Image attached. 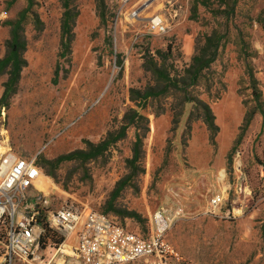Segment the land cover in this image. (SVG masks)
<instances>
[{
  "label": "rangeland",
  "instance_id": "obj_1",
  "mask_svg": "<svg viewBox=\"0 0 264 264\" xmlns=\"http://www.w3.org/2000/svg\"><path fill=\"white\" fill-rule=\"evenodd\" d=\"M64 1L33 0L19 30L25 64L3 102L10 67L0 72V134L13 150L38 154L41 197L50 207L68 202L108 213L145 235L161 210L171 247L167 264H264L260 112L237 143L255 106L247 62L264 96V0H153L144 7L147 0H70L74 37L71 52L61 57ZM27 6L28 0H0L1 57L13 28L8 21H17ZM156 15L167 32L148 29ZM225 33L216 60L192 83V56L206 35ZM146 63H157L179 87H166ZM149 89L159 93L144 100L140 96ZM223 99L241 102L240 116L229 118L217 107ZM206 103L218 130L206 121ZM123 130L94 158L60 159L114 140ZM230 131L235 139L227 144ZM137 133L142 153L133 160ZM206 163L213 168L209 179L201 168ZM218 194L222 199L215 204ZM5 238L0 231V256ZM53 242L45 241L44 252L53 251Z\"/></svg>",
  "mask_w": 264,
  "mask_h": 264
},
{
  "label": "built area",
  "instance_id": "obj_2",
  "mask_svg": "<svg viewBox=\"0 0 264 264\" xmlns=\"http://www.w3.org/2000/svg\"><path fill=\"white\" fill-rule=\"evenodd\" d=\"M148 29L157 34L168 30L159 15L149 19ZM37 159L38 154L26 156L6 146L0 134V231L6 235L0 264H167L171 247L161 210L145 235L85 205L65 202L50 207L37 186L44 176ZM221 199L218 194L212 202ZM48 229L63 237L50 253L43 247Z\"/></svg>",
  "mask_w": 264,
  "mask_h": 264
},
{
  "label": "trees",
  "instance_id": "obj_3",
  "mask_svg": "<svg viewBox=\"0 0 264 264\" xmlns=\"http://www.w3.org/2000/svg\"><path fill=\"white\" fill-rule=\"evenodd\" d=\"M32 3H33V0H28V6L25 7L20 12V17L17 21L15 22L8 21L11 25H13V28L11 29V36L8 39L9 40L8 50L6 51L5 55L0 58V72L5 68L10 67V78L6 84V89L1 98V102L6 100L8 95L18 84L20 76H21V71L25 64V58L23 57V54H22V51L25 48V42L21 40L19 30L25 19L26 13L29 11ZM69 3H70V0L64 1L65 12H64L63 30H62V36H61V51L59 53L61 57H66L71 52L72 41L74 37L72 20H71V15H70V10H69ZM263 27H264V23H263ZM226 35H227L226 33L222 35H215V34L206 35L203 44L199 46L196 53L192 56V62H191V66L189 69V71L193 74L192 83H196L198 79L203 75L204 70L209 68L214 63V61L216 60L218 56L220 45L224 41ZM246 45H247V42L244 40V38L241 39V46H242L243 52L246 51ZM146 66L148 70H150L152 73H155L158 77L162 78L165 81L166 87L171 86L172 83L176 87H179V82L173 81V79H171L168 74H166L163 70L159 69V67L157 66V63L156 64L146 63ZM56 73H58L57 69H56ZM246 75L251 85L250 87L252 89V97L255 102V106L250 112L247 111L244 117L243 124L240 127L241 135H240V138L237 139V143L241 139V136L250 127L252 120L254 118V115L257 112H260L261 115L263 116V124H264L263 90L260 86L261 84L260 80L256 76L252 64L249 62H247L246 64ZM158 93L159 91L149 89V90H146L140 97L146 100L151 96L157 95ZM204 108L206 110L207 123L209 124V126L214 127L216 130H218L219 126L215 122V114L213 113V110L211 106L209 105V103L204 104ZM124 134H125V131L123 130L120 134H118L115 137L114 140H111V141L103 140L97 144H90L91 146L89 149L75 150L66 156H62L63 158L61 157L60 159L62 160V159H68V158L69 159L79 158L82 160H88V159L94 158L102 154L105 150L109 148L112 142L117 141L118 139L123 137ZM142 141L143 140H142L141 135L137 133V138L134 142V147H133V160L138 159L142 153ZM234 148L235 147H233L232 151L234 150ZM228 161L230 163L231 154L228 155ZM37 162L39 165H41L39 163V159H37ZM59 162L60 160L57 161V163ZM54 167H57V165H55ZM122 189H123V184L119 185L118 188H116L113 194V198L116 197ZM52 239L54 240L53 244H58L62 240V238H58V239L56 238L55 231L52 233V229H48L46 240H52Z\"/></svg>",
  "mask_w": 264,
  "mask_h": 264
},
{
  "label": "crops",
  "instance_id": "obj_4",
  "mask_svg": "<svg viewBox=\"0 0 264 264\" xmlns=\"http://www.w3.org/2000/svg\"><path fill=\"white\" fill-rule=\"evenodd\" d=\"M0 58H1V56H0ZM216 104H217V107L221 106L223 111H229L230 112L229 118H232V113H236V116L238 117V115L240 116V114L243 111V108L241 106V102H239V101H238V103L236 102L235 106L233 104H231L230 102L224 100V99H223V101L221 100L220 102H216ZM215 116H216V114H215ZM226 134L228 136L227 144H231L233 142V140L235 139V134L232 133L231 131H230V133H226ZM221 165H222V163H221ZM201 168L206 170L205 171V175H204L205 178H207V179L212 178V175H213V170L212 169L213 168H212V164L211 163L203 164V165H201ZM208 170H210V172H208ZM216 176L220 177L217 173H216Z\"/></svg>",
  "mask_w": 264,
  "mask_h": 264
},
{
  "label": "water",
  "instance_id": "obj_5",
  "mask_svg": "<svg viewBox=\"0 0 264 264\" xmlns=\"http://www.w3.org/2000/svg\"><path fill=\"white\" fill-rule=\"evenodd\" d=\"M153 0H147L144 4H143V6H141V7H144V6H146V5H148L149 3H151Z\"/></svg>",
  "mask_w": 264,
  "mask_h": 264
},
{
  "label": "bare ground",
  "instance_id": "obj_6",
  "mask_svg": "<svg viewBox=\"0 0 264 264\" xmlns=\"http://www.w3.org/2000/svg\"><path fill=\"white\" fill-rule=\"evenodd\" d=\"M43 187H44L43 184H40V185H39V188H40V189H43Z\"/></svg>",
  "mask_w": 264,
  "mask_h": 264
}]
</instances>
